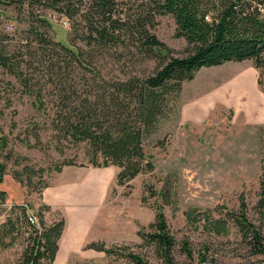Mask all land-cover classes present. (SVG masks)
<instances>
[{
  "label": "rangeland",
  "instance_id": "rangeland-1",
  "mask_svg": "<svg viewBox=\"0 0 264 264\" xmlns=\"http://www.w3.org/2000/svg\"><path fill=\"white\" fill-rule=\"evenodd\" d=\"M117 1L130 15L141 13L146 4L145 0ZM41 12L52 24L42 31L64 43L72 40L73 24L67 17L50 9ZM16 17L15 5L0 15V32L15 40L26 35L29 24ZM8 22L14 25L11 33L6 31ZM176 29L172 16L160 15L151 32L175 57L185 58L189 46L184 38L176 36ZM8 51L14 48L9 46ZM102 68L110 76L126 78L150 74L156 64L142 61L132 48L119 47L107 51ZM238 77L241 80H235ZM16 80L0 68V138L6 139L0 142L7 141L6 147L0 143V164L6 168L0 182V237L5 236L2 224L17 218L18 208L26 206L29 216L37 222L38 212L46 205L47 224L64 219L65 229L70 225V233L76 228L86 233L67 234L64 241L62 236L56 264H109L115 260L104 252L87 249L93 242H104L108 247L125 246L144 255L150 264H163L153 247L142 245L138 233L141 227L155 221V207L163 204L161 198L157 201V197H150L151 189H166L171 204H163V211L178 244L189 241L195 251L209 246L210 256L214 255L219 264L264 260L251 254L231 221L228 232L217 236L207 230L204 221L193 224L187 219L190 211L209 210L215 218H220L222 211L237 213L244 196L249 217L264 238V217L255 209L264 170V71L261 74L252 61L203 68L192 81L185 82L175 114L146 140L145 149L153 158L154 171L140 174L125 185L118 184L120 168L94 167L86 144H74L54 128V103L40 107L31 96L22 93ZM185 109L195 112L197 121L183 120ZM163 140L164 145H160ZM69 162L73 165L66 166ZM58 166H63L61 173L56 171ZM26 168H31L32 174ZM39 170L44 172L34 173ZM71 171L77 172L73 178L69 176ZM144 198H148L146 203ZM23 226V235L10 248L0 242V264L21 262L29 243L24 220ZM179 248L174 253L176 262L188 263Z\"/></svg>",
  "mask_w": 264,
  "mask_h": 264
},
{
  "label": "trees",
  "instance_id": "trees-1",
  "mask_svg": "<svg viewBox=\"0 0 264 264\" xmlns=\"http://www.w3.org/2000/svg\"><path fill=\"white\" fill-rule=\"evenodd\" d=\"M145 1L141 13L130 15L117 0H0V15L15 5L16 19L29 22L23 38L15 40L0 32V68L13 75L22 93L40 107L54 103V128L74 144H86L94 167L120 168L117 180L121 185L154 171L153 158L145 149L146 140L172 118L180 106L183 84L192 81L201 69L252 61L261 74L264 71V0ZM41 9L68 18L73 24L70 42L56 40L41 30L52 25ZM160 15H170L175 20L176 36L184 38L189 46L187 57H175L151 32ZM9 46L14 51L9 52ZM119 47L134 49L142 61H154L156 68L141 76H110L102 68L103 56ZM259 85L262 87L261 81ZM0 143L6 147L7 141ZM164 143L160 141V145ZM5 169V164H0V182ZM62 170L63 166L56 168L58 173ZM26 171L32 174L33 170ZM150 197H157V201L161 198L164 205L171 204L166 189H151ZM163 204L155 207V221L141 227L138 235L142 245L153 247L163 264H180L174 258L178 246L179 253L188 260L186 264H219L214 255L210 256L209 246L195 251L189 241L178 244L169 230ZM18 209L17 218L2 224L5 236L0 237L1 245L10 248L16 243L17 237L23 235L24 220L29 243L19 264H55L65 220L47 224L44 212L49 207L45 205L37 214V223L32 224L28 208ZM255 209L264 217V170ZM222 212L224 216L221 213L220 218H215L209 210L190 211L187 219L193 224L204 221L207 230L217 236L228 232L231 221L251 254L264 258V238L249 217L244 196L237 213ZM86 248L114 258L109 264L120 260L122 264H150L144 255L125 246L93 242ZM249 264H264V260Z\"/></svg>",
  "mask_w": 264,
  "mask_h": 264
},
{
  "label": "crops",
  "instance_id": "crops-1",
  "mask_svg": "<svg viewBox=\"0 0 264 264\" xmlns=\"http://www.w3.org/2000/svg\"><path fill=\"white\" fill-rule=\"evenodd\" d=\"M232 63H235V62H231V63H228V64H232ZM225 65H227V64H225ZM225 65H222V66H219V67L222 68ZM211 69H213V68H211ZM209 70H207V71H209ZM210 71H212V70H210ZM241 78L242 77H238L235 80H241ZM197 119H198V116L195 115V112H192L190 110L185 109V111L183 113V120H189V121L196 120L197 121ZM70 173H71V175H69V176L71 178H73V174H76L77 172L71 171ZM69 226L70 225L68 223V225L66 226L65 232L62 235L63 236V241H64V238L66 237L67 234H71L72 236H86L85 230H83V232H81L79 228H76V230L73 228L74 229L73 232L70 233L72 230L69 228ZM75 239H76V237H75ZM61 247H62V241H61V244H59V251H58L56 259H55V264H56V262L58 260V255L61 253Z\"/></svg>",
  "mask_w": 264,
  "mask_h": 264
},
{
  "label": "built area",
  "instance_id": "built-area-1",
  "mask_svg": "<svg viewBox=\"0 0 264 264\" xmlns=\"http://www.w3.org/2000/svg\"><path fill=\"white\" fill-rule=\"evenodd\" d=\"M6 31L9 32V33L13 32L14 31V25L8 22L6 24ZM29 219H30V222L32 224L37 223L35 220H33V217H30Z\"/></svg>",
  "mask_w": 264,
  "mask_h": 264
}]
</instances>
